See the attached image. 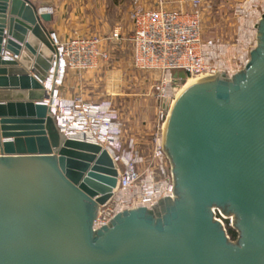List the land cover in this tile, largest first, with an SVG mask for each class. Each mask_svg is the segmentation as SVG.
Here are the masks:
<instances>
[{"label":"water","instance_id":"1","mask_svg":"<svg viewBox=\"0 0 264 264\" xmlns=\"http://www.w3.org/2000/svg\"><path fill=\"white\" fill-rule=\"evenodd\" d=\"M51 21L0 0V264H264V14L245 69L201 80L172 109L176 198L100 230L118 173L101 146L63 138L43 104ZM213 209L234 217L236 241Z\"/></svg>","mask_w":264,"mask_h":264},{"label":"built area","instance_id":"2","mask_svg":"<svg viewBox=\"0 0 264 264\" xmlns=\"http://www.w3.org/2000/svg\"><path fill=\"white\" fill-rule=\"evenodd\" d=\"M51 12L47 9V13ZM132 19L134 66L139 70L159 73L162 94H165L167 85L173 87V84L183 83L182 79L174 77L178 73L187 76L185 81L188 78L204 80L217 74L233 78L245 69L252 51L257 47L255 40L249 52L242 49L241 52L224 53L222 48L228 46L205 40L199 2L196 0L190 11L169 9L163 2L154 8L139 5L134 9ZM119 38L120 32L115 31L110 40L117 41ZM50 39L55 52L46 80L52 82V88H49L43 104L48 107L63 138L101 146L112 158L118 173V186L109 201L100 206L94 229H102L124 211L140 207L153 209L161 200L175 199L173 167L169 171L165 166L168 159L163 144L165 121L151 139L157 170L150 167L143 177L138 166L144 160L134 151L133 140L128 146L124 144L123 126L113 103L110 100L92 102L81 96L64 97L60 91L70 73L93 70L101 61L108 60L104 40L96 35L62 40L54 32H51ZM235 53L242 56L236 58ZM231 57L235 60L234 66L229 61ZM213 212L215 218L225 225L226 231L227 226L233 229V216H225L219 209H213Z\"/></svg>","mask_w":264,"mask_h":264},{"label":"rangeland","instance_id":"3","mask_svg":"<svg viewBox=\"0 0 264 264\" xmlns=\"http://www.w3.org/2000/svg\"><path fill=\"white\" fill-rule=\"evenodd\" d=\"M83 1L87 6L89 2ZM193 1L195 0H93L95 4L100 3L101 14L98 15L93 7L87 12L77 9L78 12L75 13L79 20L83 17H88L90 20L102 17L105 25L101 28V32L99 31L100 33L94 35L104 40V48L108 51L109 58L101 61L93 70L81 74L70 73L65 77L60 91L64 97L81 96L92 102L110 100L113 103L123 126L124 144L128 146L129 141L133 140L134 151L144 160L138 166L143 177L148 168L157 170L158 164L153 162L151 139L158 128L164 124L173 97L184 83L173 84L171 96L162 94L159 89L161 88L159 73L135 68L131 42L134 31L133 12L139 5L144 8H154L159 2H163L169 9L190 11ZM196 1L199 2L203 38L221 46L231 48L238 46L244 26L243 21L246 13H250L248 7L252 0ZM256 1L257 3L251 6V10L257 15L264 14V0ZM256 20V17L253 18V21ZM116 29H119L120 40L112 41L110 38ZM82 35L84 34H73V36ZM258 36L259 32L256 31V37ZM255 39L257 42L258 38ZM243 44L242 42V49L248 52L254 47V41L246 44L244 48ZM235 54L236 58L242 56ZM229 61L231 65H235L233 57ZM165 166L169 171L171 170L172 162L169 156Z\"/></svg>","mask_w":264,"mask_h":264},{"label":"crops","instance_id":"4","mask_svg":"<svg viewBox=\"0 0 264 264\" xmlns=\"http://www.w3.org/2000/svg\"><path fill=\"white\" fill-rule=\"evenodd\" d=\"M35 8L47 12V9L52 10L50 13L52 21L49 23L43 22L45 30L48 32H54L62 40L73 37V34H84L82 36L98 34L101 28L104 27L102 17L97 20H90L88 17H83L79 20V17L75 16L80 9L81 12L89 11L92 7L95 8L97 14L102 13V7L100 3L95 4L93 0H86L89 3L85 4L83 0H28ZM73 10V11H72ZM134 29V27H133ZM71 30V31H70ZM100 31V32H99ZM115 31H119L116 29ZM120 40V38H119ZM117 40V41H119Z\"/></svg>","mask_w":264,"mask_h":264},{"label":"bare ground","instance_id":"5","mask_svg":"<svg viewBox=\"0 0 264 264\" xmlns=\"http://www.w3.org/2000/svg\"><path fill=\"white\" fill-rule=\"evenodd\" d=\"M256 3H257L256 0H252L249 3L248 9H250V13L249 14L246 13L245 20L243 21L244 22V26L242 28V33H241V36L239 38L240 44L238 46L232 47V48L231 47H223L222 49H223L224 53H232L234 50H238L239 52H241V50H242V42L244 43L243 44V48H244V46H246V44H248L251 41H255L256 40L255 38H258V37H256V31H257V28H258L256 26H257V23L260 21L261 14H258L257 15V13L255 14V12L251 10V6L253 4H256ZM254 15L257 18L256 21H253V18L255 19V17H253ZM256 44H258V41L256 42ZM200 81L201 80H197V79H193V78H188L185 81V83L183 84V86L181 87V89L179 90V92L173 97V101H172V104H171L170 111L167 114V116L165 117L163 144H165V133H166L167 126H168V123H169L170 114H171L172 109L175 106L177 100L179 99V97L186 90H188L190 87L194 86L195 84H197ZM44 86H45L46 93H47L49 91V88H52V82L45 80L44 81ZM172 90H173V87L169 84L166 87L165 93L166 94H169L171 96L172 93H173ZM123 195H125V194H123ZM123 198H125V197H123Z\"/></svg>","mask_w":264,"mask_h":264},{"label":"trees","instance_id":"6","mask_svg":"<svg viewBox=\"0 0 264 264\" xmlns=\"http://www.w3.org/2000/svg\"><path fill=\"white\" fill-rule=\"evenodd\" d=\"M227 233H228V236L230 237V239L232 241H236L237 240L238 234H237V232L234 229H232L231 227L227 226Z\"/></svg>","mask_w":264,"mask_h":264}]
</instances>
